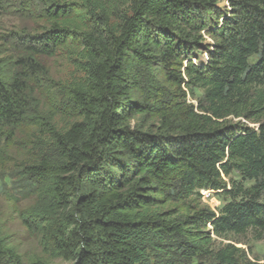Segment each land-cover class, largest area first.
I'll return each mask as SVG.
<instances>
[{
  "label": "trees",
  "instance_id": "obj_1",
  "mask_svg": "<svg viewBox=\"0 0 264 264\" xmlns=\"http://www.w3.org/2000/svg\"><path fill=\"white\" fill-rule=\"evenodd\" d=\"M41 1L0 44V209L29 202L28 236L72 264H264L236 245L264 232V0ZM68 48L70 86L43 61ZM10 238L0 264H48Z\"/></svg>",
  "mask_w": 264,
  "mask_h": 264
},
{
  "label": "rangeland",
  "instance_id": "obj_2",
  "mask_svg": "<svg viewBox=\"0 0 264 264\" xmlns=\"http://www.w3.org/2000/svg\"><path fill=\"white\" fill-rule=\"evenodd\" d=\"M9 1L13 0H0V44L4 43L6 38L12 39V36L17 39L18 36H15L14 33L19 34L25 31H37L42 21V11L45 5L44 1L17 0L16 4ZM220 7L223 9L228 8L226 0L220 3ZM206 39L209 44L212 43L209 37L206 36ZM75 46L77 47V45ZM77 49L78 48H76V50ZM78 51H81V49H78ZM200 57L202 60H206L208 55L205 53ZM255 60L256 58H253L251 62H254ZM43 61L50 69L53 79L62 81L65 85L70 86L74 81L83 77V71L79 65L78 53H74L71 48L60 49L54 57L45 58ZM193 62L198 63V60L194 59ZM187 93L188 103H192L195 106H197L198 100L203 97L202 90H194V95L189 92ZM54 94L55 92L53 90L45 92V98L42 100L45 112L48 110L47 107L59 102L58 98H55ZM229 121L236 123L239 120L230 119ZM232 178L239 181L241 180L236 173L232 174ZM4 183L7 184L8 191H13L11 186L15 187V185L11 180ZM7 190L0 188V202H3V200L6 201L8 193ZM202 202L204 205L210 207L216 212H218L226 203L225 197L222 194L212 190L202 192ZM27 206H29V202L27 201L17 204V213L14 214L10 212V208L13 207L10 203L8 205L6 204L5 208L2 210L0 209V213L2 215L0 222L5 231L8 232L11 237V246L23 255L26 263L43 259L48 264H72L71 262H65L60 259H50L42 255L41 250L38 247L37 240L28 236L21 220L18 218L19 211L24 210ZM236 240L239 241V244L236 245L245 249L246 253L252 260L264 262V232H249L245 236L236 238ZM227 242L228 241H225V243Z\"/></svg>",
  "mask_w": 264,
  "mask_h": 264
}]
</instances>
